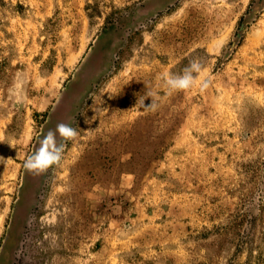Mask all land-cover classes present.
<instances>
[{
	"label": "rangeland",
	"instance_id": "obj_1",
	"mask_svg": "<svg viewBox=\"0 0 264 264\" xmlns=\"http://www.w3.org/2000/svg\"><path fill=\"white\" fill-rule=\"evenodd\" d=\"M0 264H264V0H0Z\"/></svg>",
	"mask_w": 264,
	"mask_h": 264
},
{
	"label": "clouds",
	"instance_id": "obj_2",
	"mask_svg": "<svg viewBox=\"0 0 264 264\" xmlns=\"http://www.w3.org/2000/svg\"><path fill=\"white\" fill-rule=\"evenodd\" d=\"M202 70L200 61L197 58H193L189 60L188 65L180 73L166 72L161 79L169 92L185 91L196 83L194 74H199ZM19 83L23 84V80L19 81ZM207 86L208 82L203 81L201 87L206 88ZM154 95L152 92L148 93V97L152 98ZM9 98L13 103L23 104L26 95L22 87L14 84L9 89ZM156 107L157 105L151 99V104L145 108L155 110ZM77 136L78 132L75 128L63 122L58 123L54 129H49L39 140V146L31 155L26 157L23 167L30 173L40 174L53 166H58L63 159L67 142L74 140ZM57 137L60 138L59 142Z\"/></svg>",
	"mask_w": 264,
	"mask_h": 264
}]
</instances>
